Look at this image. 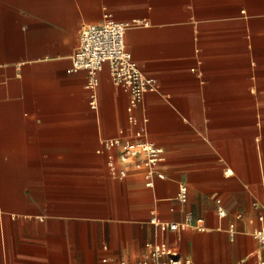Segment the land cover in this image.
Masks as SVG:
<instances>
[{"label":"crops","instance_id":"0c3cea01","mask_svg":"<svg viewBox=\"0 0 264 264\" xmlns=\"http://www.w3.org/2000/svg\"><path fill=\"white\" fill-rule=\"evenodd\" d=\"M106 18L155 81L131 112L139 138L107 66L96 110L72 68L82 27ZM137 140L162 150L152 187L119 159ZM263 204L264 0H0V264H138L158 242L194 264H254Z\"/></svg>","mask_w":264,"mask_h":264},{"label":"built area","instance_id":"2783aa9c","mask_svg":"<svg viewBox=\"0 0 264 264\" xmlns=\"http://www.w3.org/2000/svg\"><path fill=\"white\" fill-rule=\"evenodd\" d=\"M126 25L112 19L100 24H88L82 27L78 43L71 55L72 68L74 70H86L88 73V104L93 110L97 109V73L106 65L111 81L125 88L129 95L127 112L128 123L134 128V135L141 137L142 128L138 121L131 114L138 102L145 93L155 88V81L146 77L131 59L130 53L125 49L124 35ZM143 120L142 122H144ZM108 147H113L120 143L118 138H111L104 141ZM142 155V159H137ZM122 163L134 162L137 169H144V179L147 187H152L156 178H162L158 172V165L162 162V150L152 143L144 140L131 141L125 144L119 153ZM124 171L119 172L120 176ZM185 187L179 189V199H184ZM218 215L224 216V211L218 208ZM258 228L253 232V237L264 243V204L260 206L258 214ZM186 222L191 221V216L187 215ZM150 222L155 225L160 232L174 231L177 223L159 222L156 218H151ZM201 219L197 220L198 229ZM232 228V226H231ZM106 249V247H104ZM145 254L138 264H194L188 257H182L177 251L169 248L164 242L147 243ZM106 264H125V262H115L104 257ZM254 264H264V259H258Z\"/></svg>","mask_w":264,"mask_h":264}]
</instances>
